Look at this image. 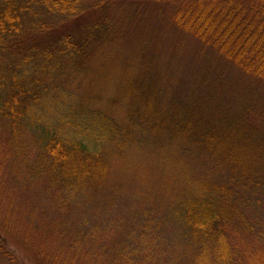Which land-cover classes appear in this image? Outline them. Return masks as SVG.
<instances>
[{
    "label": "trees",
    "instance_id": "1",
    "mask_svg": "<svg viewBox=\"0 0 264 264\" xmlns=\"http://www.w3.org/2000/svg\"><path fill=\"white\" fill-rule=\"evenodd\" d=\"M86 1L0 0V260L15 264V246L34 264H264V110L245 95L169 101L148 69L103 90L96 62L124 36L106 18L83 24ZM171 7L179 32L264 81V0ZM173 150L210 173L126 214L113 170Z\"/></svg>",
    "mask_w": 264,
    "mask_h": 264
},
{
    "label": "rangeland",
    "instance_id": "2",
    "mask_svg": "<svg viewBox=\"0 0 264 264\" xmlns=\"http://www.w3.org/2000/svg\"><path fill=\"white\" fill-rule=\"evenodd\" d=\"M172 1L174 0H113L104 8H93V0L86 1L85 14L80 20L83 24L106 18L111 22L109 26L114 28V33L120 32L124 36L113 39L107 54L105 53V59L96 62V76L103 85L108 86L103 90L113 88L112 85L117 82L119 75L125 72V67L129 68L132 76L148 69L147 76L154 79L158 75L162 80L164 93L169 101L177 98L178 93H183L181 98L189 101L188 92L184 90L195 92L199 98L210 93L216 100L222 99L226 102L245 95L250 96L257 108L264 110V81L244 76L234 66L228 65L191 37L179 32L170 20ZM141 52L146 54L149 64L140 61L143 57L138 55ZM111 96L113 95L106 97ZM170 153L174 158H171ZM170 153H155L158 155L150 159L148 167L139 160L130 161L129 167L125 163V170L129 175H122L119 168L113 170L112 177H116V181H120L121 187L125 188L119 203L126 214L130 209L142 211L144 206L140 204L144 200L158 199L167 206L171 199L164 198V193L174 189L184 191L190 177L197 180L211 171L208 170L206 158L198 155L190 157V154L185 156L188 160L181 161L177 160L175 150ZM160 156H165L166 159L161 161ZM117 165L122 169L121 161ZM6 187L12 197L24 198V190L12 185L10 181H7ZM155 187L159 190L156 191ZM49 202L44 207L48 209V213ZM164 233L174 239L175 228L167 227ZM17 248H10L11 254L16 258L15 264H34L31 256ZM1 263L8 264L5 260Z\"/></svg>",
    "mask_w": 264,
    "mask_h": 264
}]
</instances>
